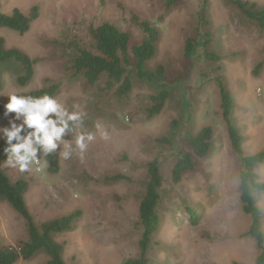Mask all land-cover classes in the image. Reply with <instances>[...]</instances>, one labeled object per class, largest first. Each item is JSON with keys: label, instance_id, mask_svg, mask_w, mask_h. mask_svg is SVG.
I'll use <instances>...</instances> for the list:
<instances>
[{"label": "rangeland", "instance_id": "1", "mask_svg": "<svg viewBox=\"0 0 264 264\" xmlns=\"http://www.w3.org/2000/svg\"><path fill=\"white\" fill-rule=\"evenodd\" d=\"M205 1L213 39L211 49L222 57L218 63L203 59L191 62L184 56L187 39L197 34L198 15ZM242 1L264 6V0ZM36 6L40 18L25 36L0 27V38L5 39L7 48H17L38 60L35 77L25 88L17 83L23 74L19 64L11 61L0 66V100L60 84L54 100L66 113L79 114L80 119L70 121L69 131L59 140L54 138L60 173L52 174L46 159L37 151L35 159L21 169L17 155H24V149L3 162L2 169L12 183L20 179L27 182L25 198L38 227L75 211L82 212L72 231L53 234L63 246L66 264H124L139 256V207L148 182L147 166L155 159L162 163L164 185L158 209L161 223L154 249L148 255L151 264H256L259 249L247 236L251 219L241 203V165L222 117L215 78L218 74L223 77L233 94L231 120L244 137V153L261 152L264 30L246 20L230 0H188L170 11L165 8V0H0L1 11L8 15L14 9L28 15ZM133 15L161 32L157 55L147 68L155 71L163 65L167 84L179 83V93L171 92L165 109L153 118L148 110L160 91L157 84L133 75L128 100L103 95L97 88H86L82 76L68 78L70 60L61 46L75 37L93 50L89 27L104 23L129 33L131 46L139 45L144 34L133 25ZM132 61L135 63L133 58ZM182 100L191 105L192 122L186 128L189 134L196 136L211 126L214 139L210 155L199 160L197 169L176 185L172 171L177 157L170 148H161L158 139L172 135L173 122L183 112ZM49 118L56 120V115L45 117ZM24 121V113L0 115V141L7 136L5 129L13 130V124L28 127ZM81 134L85 136L84 148L76 143ZM89 134L93 136L90 141ZM180 145L184 153H192L188 141L182 140ZM255 172L264 184V165ZM118 175L125 179L107 180ZM254 198L263 212L264 231V192H254ZM188 209L197 212L198 225L191 224ZM28 238L25 219L0 197L1 245L17 247ZM48 260L45 253H39L17 264H46Z\"/></svg>", "mask_w": 264, "mask_h": 264}, {"label": "trees", "instance_id": "2", "mask_svg": "<svg viewBox=\"0 0 264 264\" xmlns=\"http://www.w3.org/2000/svg\"><path fill=\"white\" fill-rule=\"evenodd\" d=\"M186 1L188 0H165V8L170 11ZM230 1L246 20L255 23L260 29L264 30V6L259 7L256 3L242 0ZM207 10V1H205L198 15L197 34L189 37L185 43L184 56L188 61L196 62L203 59L218 63L222 60V57L211 49L213 39L209 31L210 24L207 18ZM39 18L40 9L37 6L32 8L28 15H25L19 9H14L8 15L3 13L0 7V27L14 31L22 37L31 31L33 24ZM132 23L144 34V40L139 45L131 46V35L110 23H104L98 27H89L88 35L94 51L75 37L66 44H62L64 54L70 60L67 74L71 80L82 76L86 88H97L103 95L112 94L121 101L128 100L130 97L133 90V75L141 80L157 84L160 91L152 98L153 105L148 110L149 117L153 118L165 109L171 92L179 93V83L167 84V72L163 65L157 66L155 71H150L147 68V64L157 55L161 40L160 30L137 15L132 16ZM132 58L135 63H133ZM11 61L19 64L23 69V74L17 80L18 85L22 88L27 87L35 77V66L38 60L32 59L17 48H7L5 39L0 38V66ZM215 79L221 97L222 117L227 126L232 149L238 156L241 165V203L243 212L251 219L247 236L256 242L259 249L256 264H264L263 212L254 198V192H264V184L259 181V176L255 172L258 167L264 165V150L254 155L244 153V137L231 120L235 108L233 94L223 77L218 74ZM102 82L104 83L102 84ZM60 88V84H51L46 88L30 93L16 94V96L32 101L45 95L54 99ZM8 99L9 97L0 100V115L6 113L5 105L8 103ZM182 102L183 112L180 118L173 122L172 135L168 138L158 139L161 148H170L171 152L177 157V162L172 171V180L176 185L180 184L188 173H192L197 169L199 160H203L210 155L214 139V129L211 126L204 127L196 136L189 134L186 128L192 122L191 105H187L183 100ZM69 129L70 121L69 128L66 131H69ZM34 130V128L29 127L21 128L18 133L19 140L13 138L11 142H8V137L5 136L0 141V197L6 200L25 219L29 236L27 241L20 242L17 247H3L0 243V264H17L21 260L28 261L39 253H45L49 257L46 264H66L63 256V246L54 240L53 234L72 231L75 221L82 216L81 211H75L68 216L43 223L41 227H38L28 209L25 198L28 191L27 182L20 179L16 183H12L2 169L3 162L13 159L17 155V153L11 151L12 147L23 143L29 137V133ZM32 139L34 141V137ZM182 140L188 141L192 153L182 151L180 145ZM33 147L46 159L49 171L52 174L60 173L61 167L55 148L45 152L44 146L35 142ZM161 166L160 159L148 163L146 192L139 207L140 226L142 228L139 241L140 254L136 258L128 259L124 264H151L148 255L154 249V238L161 223L158 212L162 199L161 190L164 185ZM122 179H125V177L121 175L107 178L109 181ZM187 214L190 217L191 224L198 225L197 212L194 209H188ZM232 264L244 263L233 262Z\"/></svg>", "mask_w": 264, "mask_h": 264}, {"label": "clouds", "instance_id": "3", "mask_svg": "<svg viewBox=\"0 0 264 264\" xmlns=\"http://www.w3.org/2000/svg\"><path fill=\"white\" fill-rule=\"evenodd\" d=\"M5 107L7 110L5 115H7L8 112L13 111L18 114L24 113V123L29 128L35 129L33 132L29 133V137L24 143L15 145L11 149L12 152L17 154L21 149L25 150L24 155H17V160L20 162L21 169L26 167L27 161L35 159L36 148L33 147L34 142L36 144L43 145L44 151L48 152L56 147L54 138L59 140L62 134L69 128V121H78L80 119L79 114L66 113L56 100L47 95L36 99L35 101L11 95ZM51 113L56 115V120L51 118L45 119V117H48ZM66 115L67 119L64 118ZM22 127L23 125L17 127L13 124L12 131H7V129H5L8 142H11L13 138H16L17 140L20 139L18 133L21 131ZM32 137H34V141ZM87 139L90 141L93 139V136L89 134ZM84 140V135L81 134L77 136L76 143L80 148H84L86 146ZM65 155H67V153H65Z\"/></svg>", "mask_w": 264, "mask_h": 264}]
</instances>
